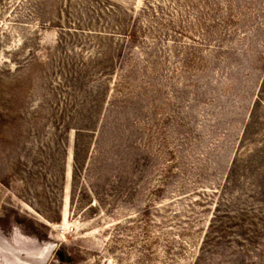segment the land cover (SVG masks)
I'll return each instance as SVG.
<instances>
[{"label":"rangeland","instance_id":"1","mask_svg":"<svg viewBox=\"0 0 264 264\" xmlns=\"http://www.w3.org/2000/svg\"><path fill=\"white\" fill-rule=\"evenodd\" d=\"M0 264H264V0H0Z\"/></svg>","mask_w":264,"mask_h":264}]
</instances>
